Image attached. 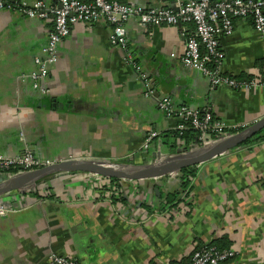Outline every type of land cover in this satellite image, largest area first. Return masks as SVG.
<instances>
[{"label":"crops","instance_id":"crops-1","mask_svg":"<svg viewBox=\"0 0 264 264\" xmlns=\"http://www.w3.org/2000/svg\"><path fill=\"white\" fill-rule=\"evenodd\" d=\"M120 1L145 9L175 4ZM234 22V32L220 36L221 68L233 78L252 77L255 83L245 88L215 87L202 72L183 65L192 24L143 27L131 20L128 48L160 96L211 109L229 125L252 124L264 116V35L251 18ZM52 27V20L17 9L0 11V153H22L21 134L48 160L132 156L152 162L177 153L165 141L179 119L145 95L134 61L111 43L105 20L73 25L41 83L49 94L35 87L28 75L37 69L35 57ZM151 132L158 135L143 149ZM51 178L36 189L11 193L6 205L12 212L0 213V264H50L51 253L80 264H169L224 236L237 255L223 264H264V144L241 146L198 166L192 193L179 207L165 205L167 195L179 190L174 174L121 180L125 201L118 202L100 192L105 184L100 177L78 172Z\"/></svg>","mask_w":264,"mask_h":264},{"label":"built area","instance_id":"built-area-1","mask_svg":"<svg viewBox=\"0 0 264 264\" xmlns=\"http://www.w3.org/2000/svg\"><path fill=\"white\" fill-rule=\"evenodd\" d=\"M3 9H17L29 17L52 20L53 27L47 43L42 47L41 53L35 57L37 69L28 75L43 95L49 94V91L42 87L41 83L48 76L49 67L57 60L59 45L70 34L72 26L84 23L90 27L100 20H105L111 27V43L125 50L128 62L133 63L134 61V67L145 83V95L154 97L159 109L164 114L178 118L180 121L179 129L184 128L185 122H189L199 134L197 144L189 151L173 153L170 157L207 148L250 125L247 123L229 125L215 119L211 109L176 105L168 96H156L153 79L143 73L141 65L135 62V57L128 48L126 24L131 20L138 21L143 27L160 28L192 24L194 32L187 37L186 52L181 60L183 65L189 69L202 72L215 87L245 88L255 82H240L222 72L223 52L220 46V36L223 34L230 35L234 32V19L236 18H251L255 30L264 35V0H175L172 7L147 9L120 0H58L57 5H49L44 0H34L31 5L25 0H0V11ZM226 128L237 131L234 133L227 132L225 131ZM157 135L158 133L151 132L142 146L143 149L149 148ZM21 139L25 143L22 153L17 155L0 153V169L15 171L10 173L7 178L19 172L37 169L59 161L43 159L35 153L29 143L24 141L23 134H21ZM85 174L102 177L91 173ZM174 176L179 178V173H174ZM102 179L104 183L110 182L109 178ZM3 201L0 200V213L5 215L12 212L13 208L4 204ZM209 244L194 249L190 264H223L237 255L235 248L219 250L214 246H209ZM49 263L80 264L76 258L61 256L56 253L50 254Z\"/></svg>","mask_w":264,"mask_h":264},{"label":"water","instance_id":"water-1","mask_svg":"<svg viewBox=\"0 0 264 264\" xmlns=\"http://www.w3.org/2000/svg\"><path fill=\"white\" fill-rule=\"evenodd\" d=\"M155 95L158 96L159 93L156 92ZM263 130L264 116L227 139L207 148L152 162H138L128 158L122 160L62 159L44 167L13 174L11 177L0 181V200H4L3 203L8 205L7 200L11 193L31 189L40 181L59 174L83 172L120 180H145L168 176L188 167L201 166L215 158L226 155L230 151L241 147ZM177 151L181 152L182 149Z\"/></svg>","mask_w":264,"mask_h":264},{"label":"trees","instance_id":"trees-1","mask_svg":"<svg viewBox=\"0 0 264 264\" xmlns=\"http://www.w3.org/2000/svg\"><path fill=\"white\" fill-rule=\"evenodd\" d=\"M262 65L264 66V61H262ZM240 82H251L253 81L252 77H249L247 79H238L235 78ZM177 124V130L169 133L167 141L165 143L172 146L173 151H177L178 149H182L183 151H189L197 142L198 140V132L192 127V125L189 122L184 123V128L179 129ZM241 129V128H240ZM225 131L227 132H236L237 130L226 128ZM174 139V140H172ZM179 143V146L177 144ZM264 144V130L260 132L257 136L253 137L252 139L248 140L246 143L242 145L245 149H252L255 147H258L259 145ZM15 171L9 169V170H2L0 169V180L7 178L10 173H13ZM5 174V175H3ZM198 175V166L194 167H188L183 169L179 172V190L175 193H169L165 200L166 206H173V207H179L182 204H186L187 199L190 197L192 190L194 188L195 179ZM104 178V177H101ZM122 183L120 179H110L109 184L105 183L102 184L100 188V192L103 194H109L112 197L113 202L118 201H125L124 198L121 196ZM205 244L200 243L196 249H199L203 247ZM209 246H214L219 250H226L232 248V242L227 237L224 236L219 239L213 240ZM191 263V256L187 257L181 261H172L169 264H190ZM151 264H157L154 261L151 262Z\"/></svg>","mask_w":264,"mask_h":264},{"label":"rangeland","instance_id":"rangeland-1","mask_svg":"<svg viewBox=\"0 0 264 264\" xmlns=\"http://www.w3.org/2000/svg\"><path fill=\"white\" fill-rule=\"evenodd\" d=\"M165 158H167V157H163L161 154L159 155V160H162V159H165ZM128 159L133 160V157L130 156ZM55 176H56V175H55ZM52 177H53V176H52ZM54 178H56V177H54ZM54 178H53V180H54ZM56 179H57V178H56ZM56 179H55V180H56ZM51 180H52V178H51V177H48L47 179H45V180H43V181H40L38 184H36L34 187H32L31 190L36 189V187H40V186L46 184L47 182H49V181H51Z\"/></svg>","mask_w":264,"mask_h":264}]
</instances>
